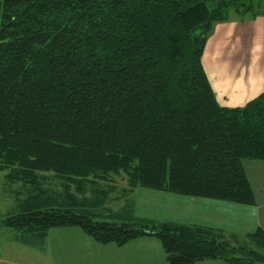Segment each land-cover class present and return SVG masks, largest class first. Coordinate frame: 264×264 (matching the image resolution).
Masks as SVG:
<instances>
[{"label": "trees", "instance_id": "16d2710c", "mask_svg": "<svg viewBox=\"0 0 264 264\" xmlns=\"http://www.w3.org/2000/svg\"><path fill=\"white\" fill-rule=\"evenodd\" d=\"M252 1L0 0V236L42 249L75 228L101 245L154 238L167 264H264L260 228L240 241L135 218L127 200L255 205L243 163L264 161V94L221 107L201 64L214 25L256 17Z\"/></svg>", "mask_w": 264, "mask_h": 264}, {"label": "crops", "instance_id": "0c3cea01", "mask_svg": "<svg viewBox=\"0 0 264 264\" xmlns=\"http://www.w3.org/2000/svg\"><path fill=\"white\" fill-rule=\"evenodd\" d=\"M262 1L264 0L252 1L258 12L256 17H253L251 13L238 14L231 11L226 22L214 25L206 41L201 64L215 99L221 107L241 108L264 94V55L260 53L250 55L245 52L247 43L249 45L250 41H252L251 50L258 46L261 49L264 46L262 43L264 13L258 10L261 5H264ZM247 163H251L248 164L250 166L254 163L257 168L264 169V161H247L243 163L244 171ZM248 181L252 188L249 178ZM252 191L255 196L254 206L182 197L145 189H136L130 195L135 218L163 224L200 226L219 231L226 237L244 238V235L257 228L264 230V203L259 202L253 188ZM206 222L214 224L215 227H209L210 225ZM79 232H74L71 238L81 237L82 242H91L84 234L77 235ZM132 243L145 245L147 252L138 253L139 249L132 247L130 245ZM79 247L82 251L87 249L94 251L96 255L99 252L105 254L113 251L112 246L93 244V242L90 248L82 244ZM97 248L100 250L96 251ZM118 250L126 251L125 256L123 258L118 255L114 264H126L128 251L131 256L135 253L136 256L151 255L153 264H167L160 242L151 237L133 240ZM118 250L115 251L118 252ZM102 256L99 257L100 264ZM195 264L227 263L220 260H206Z\"/></svg>", "mask_w": 264, "mask_h": 264}, {"label": "rangeland", "instance_id": "374dc122", "mask_svg": "<svg viewBox=\"0 0 264 264\" xmlns=\"http://www.w3.org/2000/svg\"><path fill=\"white\" fill-rule=\"evenodd\" d=\"M262 4H264V1H262ZM258 10L260 13H264V5H261ZM251 43L252 41H250L249 45L247 43V48L245 50L246 53H249L250 55L260 53L261 55H264V46H262L261 49L258 48V46L256 49L251 50ZM262 43H264V41H262ZM248 164L251 163H247L246 165V175L252 183V188L258 196L259 202L264 203V169L257 168L254 166V163H252V166ZM3 182L2 174H0V215L3 214L5 209L12 204L10 191L6 188L5 183ZM118 185L120 187H126L123 180H120ZM123 200L125 203V199ZM127 200H132L131 195L127 197ZM112 206L116 207V205ZM206 223L210 225L209 227H215L214 224L209 222ZM79 231L75 228L52 229L49 231L48 238L46 243L43 244L42 249L22 245L12 238L13 235L11 233L2 232L0 236V264H100L99 257L102 255L101 264H114L118 255L124 258V252L126 251H119L118 248L121 247H117L115 244L107 245L112 246L113 251L105 254L99 252L98 255H96V252L89 249L83 251L80 250L79 246L81 244L86 248H90L91 242H93V244L98 243L94 242L91 238H89L91 242H82L81 237H76L77 239L71 238L75 234L74 232ZM82 234V232H79L77 235ZM239 238L240 241L243 239L242 237ZM130 245L139 249L137 251L138 253L147 252L145 245L139 243H132ZM98 250H100V248L96 249V251ZM115 250H118V252ZM115 255L117 256L113 257ZM152 257L155 258V256ZM126 264L153 263L151 255L136 256L135 253L131 256L130 251H128Z\"/></svg>", "mask_w": 264, "mask_h": 264}]
</instances>
